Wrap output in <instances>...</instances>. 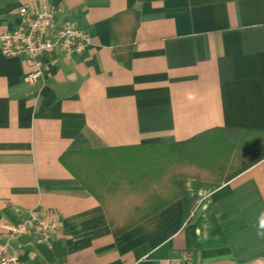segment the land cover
<instances>
[{
	"label": "crops",
	"instance_id": "crops-1",
	"mask_svg": "<svg viewBox=\"0 0 264 264\" xmlns=\"http://www.w3.org/2000/svg\"><path fill=\"white\" fill-rule=\"evenodd\" d=\"M44 4L93 41L71 57L57 53L34 85L23 82L32 61L4 56L0 44V243L5 226L37 211L59 226L50 246L13 242L29 264H264V159L226 181L179 178L188 199L154 213L158 198L140 188L124 215L150 216L119 236L60 161L214 129L264 131V0H0V37L22 6ZM130 10L140 18L126 67L113 53L111 19Z\"/></svg>",
	"mask_w": 264,
	"mask_h": 264
},
{
	"label": "trees",
	"instance_id": "trees-1",
	"mask_svg": "<svg viewBox=\"0 0 264 264\" xmlns=\"http://www.w3.org/2000/svg\"><path fill=\"white\" fill-rule=\"evenodd\" d=\"M139 18L138 11L130 10L111 19L113 53L126 67L131 63ZM230 131L239 134L237 144L227 139ZM263 159L264 131L214 129L176 144L67 152L60 161L104 206L113 234L119 236L150 216L124 215L128 212L124 199L140 188L147 187L158 198V205L149 210L154 213L177 198L188 199L179 178L226 181Z\"/></svg>",
	"mask_w": 264,
	"mask_h": 264
},
{
	"label": "built area",
	"instance_id": "built-area-1",
	"mask_svg": "<svg viewBox=\"0 0 264 264\" xmlns=\"http://www.w3.org/2000/svg\"><path fill=\"white\" fill-rule=\"evenodd\" d=\"M61 11L49 4L22 6L17 26L0 37L4 56H26L32 61L31 70L23 76L26 84L43 81L48 71L58 64L57 53L71 57L92 44V36L73 16L57 20ZM58 226L56 219H45L37 211H30L18 223L5 226L8 237L0 243V264H29L21 258L13 242L34 237L37 243L50 246Z\"/></svg>",
	"mask_w": 264,
	"mask_h": 264
}]
</instances>
